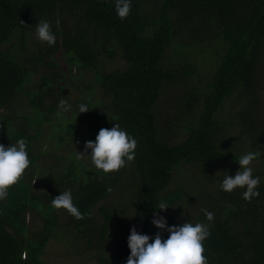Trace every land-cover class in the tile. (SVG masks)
I'll use <instances>...</instances> for the list:
<instances>
[{
	"label": "trees",
	"instance_id": "1",
	"mask_svg": "<svg viewBox=\"0 0 264 264\" xmlns=\"http://www.w3.org/2000/svg\"><path fill=\"white\" fill-rule=\"evenodd\" d=\"M114 5L115 0H0V144L23 138L30 160L23 178L0 200V264H47L38 257L49 239L62 235L59 227L75 233L69 241L78 250L81 243L89 248L94 232L103 248L116 223L127 228L112 240L111 254L98 261L126 264L132 227L167 239V230L151 223L154 211L168 226L205 224L208 264H264V0H131L124 20ZM40 21L50 23L54 46L38 39ZM208 44L214 63L202 72L196 57ZM56 52L66 64L67 89L58 83L65 74L54 69ZM116 55L122 64L104 68L102 61ZM70 90L75 94L67 98ZM159 99L167 101L163 112L155 107ZM61 100L71 105L68 111ZM82 103L90 110L78 113ZM115 123L137 147L133 161L106 174L80 144L87 133L96 138ZM55 126L64 131L52 143ZM248 153L258 154L250 167L260 180L259 196L251 202L243 199L244 188H221L226 176L243 170L238 160ZM43 154L50 156L46 163ZM214 165L219 170H208ZM183 175L192 180L183 181ZM32 180L50 189L37 192ZM65 191L85 218L64 209L68 221L62 225L52 199ZM114 192L124 200L112 205L122 208L123 218L97 205ZM162 201L170 206L156 209ZM199 203L204 205L197 211L191 208L195 213L184 208ZM96 205L100 227L92 214ZM31 209L43 220L38 231L26 221ZM202 209L214 219L208 221Z\"/></svg>",
	"mask_w": 264,
	"mask_h": 264
},
{
	"label": "clouds",
	"instance_id": "2",
	"mask_svg": "<svg viewBox=\"0 0 264 264\" xmlns=\"http://www.w3.org/2000/svg\"><path fill=\"white\" fill-rule=\"evenodd\" d=\"M114 6L121 20L129 16L131 0H115ZM21 22L23 23V21ZM36 34L40 41L46 42L49 46L55 45L56 37L49 22L40 21L36 25ZM60 107L64 111H68L71 105L67 101L61 100ZM89 110L88 105L82 103L79 105L78 113ZM84 146L85 149H91V162L95 168L109 174L118 172L126 166L127 162L134 160L137 142L115 123L110 129L101 128L95 141H85ZM26 147L23 138L19 139L15 145L5 147L0 144V200L7 197L9 188L20 182L30 166ZM257 155V153H248L238 160L239 168L243 170L237 171L234 176H226L223 179L221 184L223 191L232 192L236 188H244L243 199L248 202L259 196L257 188L260 180L259 177H253L250 167ZM80 158L77 156V159ZM52 206L55 209H65L77 220L85 218V214H82L73 204L69 191L60 193L53 198ZM169 206L162 201L155 208L162 210ZM202 211L208 221L214 219L212 212L206 209H202ZM151 223L158 229L167 230L169 233L167 239H162L159 232L155 234L154 238H150L146 234H139L136 228L132 227L127 240L130 254L126 264H208V259L204 255L203 242L209 237L210 232L205 224L196 223L193 225L185 222L181 226H168L165 218L156 211L153 212ZM150 239H152L151 243H149Z\"/></svg>",
	"mask_w": 264,
	"mask_h": 264
},
{
	"label": "rangeland",
	"instance_id": "3",
	"mask_svg": "<svg viewBox=\"0 0 264 264\" xmlns=\"http://www.w3.org/2000/svg\"><path fill=\"white\" fill-rule=\"evenodd\" d=\"M34 33V31H32ZM32 36V39H34V36ZM211 47L213 48V45H207V49L206 51L203 49V54L196 57V59L198 60L199 63V69L203 72L204 69L208 66H210L211 63H214L211 60V55H210V50ZM52 61L55 63V68L54 69H61L62 72L65 74V76H63L61 79H58V83L59 84H63V88H69L70 84H67L68 82V78H66L67 75V69H66V64L64 62V60L61 57L60 52H56L55 54L51 55ZM103 63V67L104 68H111L114 66H120L122 64V60L120 58L119 55H116L114 58H112L111 60L108 61H102ZM86 71V70H85ZM82 71L80 72V75H82L84 78H89L92 77V72H85ZM62 72H60V75H62ZM41 76V72H36L33 75V80H37L39 77ZM37 83H34V86H36ZM42 85V84H41ZM97 90L95 89V94H97ZM75 94V90H70L68 92H66L64 95L67 96V98H71L73 97V95ZM66 98V99H67ZM45 102H47V98H44ZM59 102V101H58ZM166 106L167 105V101L166 100H161L159 99L158 102L156 103L155 107H159L157 108L158 111L163 112L164 107L162 106ZM23 107V106H22ZM179 112V110H178ZM181 115V114H180ZM180 115L178 117V119L175 120V123H179L180 122ZM183 119V117L181 118ZM46 126L43 128V130L41 131L39 138L41 136V134L43 133V136H41V138H44V135L46 133ZM64 130L63 129H58L56 126L53 127L51 129V132L53 133V141H51L52 143H54L55 141V136L60 135ZM94 141L95 140V134L94 133H87L84 137H83V144H80L81 146L85 147V141ZM74 141V140H72ZM81 141V142H82ZM80 142V140H78V143ZM44 143V142H43ZM42 143V144H43ZM45 145V144H44ZM33 149L35 147V143H33ZM39 149L38 147L36 148V150ZM50 156H46L45 154L40 155V160L43 163H46L48 158ZM258 158H256L257 160ZM255 160V161H256ZM254 161V163H256ZM185 166V165H184ZM218 169L219 167L217 165H214V168H208V170H215ZM45 175L40 176V179L44 180ZM183 181H191L192 178H188L186 175H183ZM34 180V177H33ZM32 180V185L34 186V189L37 192H43V191H48L50 189V187H46L43 185H39V183L36 181ZM34 182V183H33ZM179 180L177 181L178 184ZM185 187V185H184ZM182 186V188H184ZM174 188L173 183L170 184L169 186H167V191H170ZM190 188V185H189ZM123 198L121 199V194L116 192H114V194L112 193L108 198L99 201V203L97 205H99L100 203H104L106 204L113 212L118 214L119 218H123V213H122V208L118 207V206H112L113 203H122L123 204ZM97 205L94 206L92 208V214L95 217V224L97 226L100 227V225L102 224V220H103V216L102 213L98 210ZM204 205V203H199L197 205H193L191 207H184L188 210L189 213H195L194 209H191L192 207L196 208V211L198 210V207H202ZM52 212L56 215L57 220L60 222V224H66L67 223V217L68 214L66 211H64V209H52ZM183 217V216H182ZM130 220V218L128 219ZM26 221L27 224L29 226V228L33 229V230H40L43 226V220L41 215L36 212L35 209H31L27 215H26ZM69 225H73L72 222H68ZM127 228V226L125 227V225L121 224V223H116V224H111L110 227V231L111 233H107L109 234L106 240H102L101 244H104V247H100V245L96 244L95 241H97V237L95 232L92 234L91 238V244L89 246V248L87 247H83V243L80 244V246L82 247L81 250H78V244H74L71 245L70 241L73 237V235L75 234L74 232H70V229H68V231H66L67 229L64 227H59L56 228V231L58 233H61V236H58L57 238H51L49 239L48 243L46 244V246L44 247V250L42 251V253L39 255V260L47 263V264H99L100 262L98 261L99 256L100 255H104L106 253L111 254V251L113 250V242L112 240L115 239L117 236H119L121 233H123L125 231V229ZM106 234V235H107ZM70 240V241H69ZM105 250V252H103ZM99 253H103V254H99Z\"/></svg>",
	"mask_w": 264,
	"mask_h": 264
}]
</instances>
